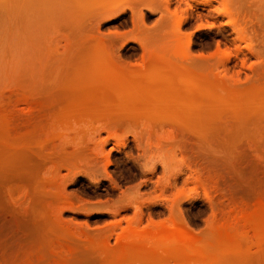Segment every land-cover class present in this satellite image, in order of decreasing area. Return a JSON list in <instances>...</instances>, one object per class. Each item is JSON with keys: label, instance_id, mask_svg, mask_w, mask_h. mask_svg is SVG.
I'll list each match as a JSON object with an SVG mask.
<instances>
[{"label": "rangeland", "instance_id": "rangeland-1", "mask_svg": "<svg viewBox=\"0 0 264 264\" xmlns=\"http://www.w3.org/2000/svg\"><path fill=\"white\" fill-rule=\"evenodd\" d=\"M30 1L15 8L16 15L0 10V64L15 58L0 67V108L10 109L7 143L17 149H8L10 163L0 175V224L12 229L6 238L0 236V245L12 243L0 246V264H133L123 258L129 248L160 254L157 248L164 247L154 237L172 235L175 225L198 239L202 250H210L226 215L240 209L252 214L264 206V114L250 126L218 122L206 138L171 117L163 123L147 118V130L146 118L138 120L139 115L124 118L111 112L90 120L82 110L88 108L85 100L96 98L95 77L89 78L95 89L86 80L80 87L74 70L84 63L76 60L99 54L101 46L111 54L112 66L128 74L153 57L169 55L178 68L210 75L221 90L237 91L244 106L238 113L246 115L250 94L264 92V0ZM27 100L39 103L37 110L31 111ZM25 145L29 150L21 148ZM249 229L247 238H253ZM178 245L193 249L190 240ZM254 248H249L252 264H263L264 254L253 258ZM208 249L188 264H208L213 253ZM238 256L222 257L226 264H240Z\"/></svg>", "mask_w": 264, "mask_h": 264}, {"label": "bare ground", "instance_id": "bare-ground-1", "mask_svg": "<svg viewBox=\"0 0 264 264\" xmlns=\"http://www.w3.org/2000/svg\"><path fill=\"white\" fill-rule=\"evenodd\" d=\"M27 1V0H26ZM25 0H0V3H2L0 6H3V8H1L0 10L2 11H5V13L7 12V14H15L16 15V12L14 13V10L15 8L18 10L17 7L20 6V4H23V7L25 5ZM29 1V0H28ZM32 1V0H31ZM30 1V2H31ZM35 1V0H33ZM37 1V0H36ZM39 1V0H38ZM59 1V0H58ZM57 1V2H58ZM24 2V3H22ZM29 2V3H30ZM60 2V1H59ZM28 3V2H27ZM34 2H31L30 4H32ZM43 3V2H42ZM51 3V2H50ZM53 3V2H52ZM4 4V5H3ZM37 4V3H36ZM33 6V5H31ZM40 6V5H39ZM44 6V5H43ZM7 7V8H6ZM35 7V6H34ZM117 7V6H116ZM106 8V7H105ZM114 8V7H113ZM22 9V6L21 8ZM19 11H23V10H20ZM42 9V8H41ZM51 9V8H50ZM58 9V7H57ZM119 9V8H118ZM8 10V11H7ZM55 10V9H54ZM105 10V9H103ZM109 11V10H108ZM108 11H105L106 13ZM9 12V13H8ZM40 12V11H39ZM52 12V11H51ZM61 12V11H60ZM112 12V10H111ZM103 13V12H101ZM114 12H112L113 14ZM1 14V13H0ZM23 14V13H21ZM49 14V13H48ZM104 14V13H103ZM102 14V15H103ZM110 14V12L108 13ZM107 14V15H108ZM19 15V14H18ZM105 15V14H104ZM8 16V15H7ZM12 17H15L14 15ZM37 17V16H36ZM14 20V19H13ZM41 20V19H40ZM3 21V20H2ZM10 21V20H8ZM10 23V22H9ZM12 23V22H11ZM3 24V23H2ZM12 25V24H11ZM13 26V25H12ZM1 27V26H0ZM9 28V27H8ZM3 30V28H2ZM15 31V30H14ZM18 31V30H17ZM11 32V31H9ZM19 33V32H18ZM5 34V32H4ZM9 34V33H8ZM14 35V34H13ZM5 36V35H4ZM8 37V35H7ZM2 38V37H0ZM20 40V39H17V41ZM4 41V40H3ZM1 43V42H0ZM9 43V41H8ZM16 45V44H15ZM3 46V45H2ZM5 46H8L5 45ZM99 47V45H98ZM102 47V46H101ZM99 48V50L97 52H100L99 54H95L94 56L93 55H90V56H93V57H90L89 58H85V55L83 56L84 59L82 58H79V60H76L79 62V65L82 64V62H84L80 67H79V70H76L78 69V67H76L75 65L76 64V61H75V64L73 65L72 63V66H75V69L74 67L72 69H74L75 71H77V79H76V82H78L79 80V86L81 87V85L84 86V84H89V86L96 82V87L91 86V87H94V89L97 91V94H98V97H97V94H96V100L95 99H87L85 100L87 104V109H86V105L83 104V108L84 110H82L83 112L82 113H85L87 112V115H85L86 118H89L94 116V115H97L100 116V115H107L109 114L108 117H110V115H112L113 113H115V117L116 115L119 117H124L126 116L127 118V115L128 117H130L129 115H139L141 116L140 119L138 120H141L142 117L143 118H148V119H156L159 121V119H162L160 120V122L162 121L163 122H167L168 119L165 121L164 117H171L170 118V121L174 120L175 123L177 122V124H183L184 126H189L191 127V130L194 132V133H197L199 135H202L204 136L205 134L207 133H211L212 130H217V128L214 129L215 126H217L216 124L218 122L221 123V121L225 122V124L227 123H234L239 125V126H250V124H254L255 123V119L257 120V116L260 114H264V92L261 91V92H258V93H254V94H250V96L247 98L249 100L245 101L242 99V101H245L247 102L245 105H247V107L245 106V109H244V112L247 111V114L245 115V113L242 115V111L240 112L241 114L238 113V111L240 110H243L242 108V105H241V102H240V98L237 99V94L238 93L236 91V93L234 92H229L226 90H221L220 88H222L216 81L212 80L209 78V76H207L208 78H205V77H202V76H199V75H196L194 74L191 70H188L187 68L189 67L187 63L185 66H186V69L187 70H183V69H180L178 68L176 65H174L173 63L176 62V60H174V58H171L173 59L174 61H171L170 59H168L169 55L165 56L163 55L162 57H153L149 60V62H146L147 64H145L146 66L144 68H142L141 70H131L128 74L127 71L129 70H122V68L120 69L119 67L117 66H112V62L111 60L113 59H110L111 54H110V57H109V53H107V51H105V48L102 47V48ZM6 48V47H5ZM4 48V49H5ZM104 48V49H103ZM13 50V49H12ZM96 51V50H95ZM109 52V50H108ZM2 54V52H0ZM0 54V55H1ZM4 54H7L4 52ZM87 54V53H86ZM92 54V53H91ZM83 55V54H82ZM160 55V53L158 54L157 53V56ZM3 56V54H2ZM7 56V55H6ZM9 56V55H8ZM13 55H11L12 57ZM67 56V55H66ZM4 57V56H3ZM77 57V56H76ZM2 58V57H1ZM7 58V57H6ZM65 58V57H64ZM15 59V58H14ZM14 59L11 60L14 62ZM66 59H70V58H66ZM64 61V66H65V62L67 63V61ZM76 59V58H75ZM95 59V60H94ZM181 59V58H180ZM187 59V58H186ZM63 60V59H61ZM73 60V57L71 58V61ZM94 60V61H92ZM147 60V59H145ZM178 60V59H177ZM183 60V58H182ZM181 60V61H182ZM188 60V59H187ZM3 61H7V60H3ZM7 62L8 64L9 63H13V62ZM69 62V60H68ZM81 62V63H80ZM114 62V61H113ZM184 62V60H183ZM188 62V61H187ZM63 63L60 62V64ZM70 63V62H69ZM74 63V61H73ZM179 63V62H178ZM186 63V62H185ZM5 63L3 64H0V67H2L3 69V66L5 68V66H7L6 64L4 65ZM116 64V63H115ZM2 65V66H1ZM12 65V64H10ZM70 64H66V66H68ZM78 65V66H79ZM9 66V65H8ZM63 66V65H62ZM46 67V66H45ZM121 67V66H120ZM182 67V66H181ZM191 67V66H190ZM189 67V68H190ZM12 68V67H10ZM10 68H6L7 70ZM68 68V67H67ZM66 68V69H67ZM193 67H191L192 69ZM1 69V68H0ZM62 69V68H61ZM63 69H65V67H63ZM62 69V70H63ZM5 70V69H4ZM3 70V71H4ZM2 71V70H1ZM11 71V70H10ZM72 71V70H71ZM69 71V72H71ZM134 71V72H133ZM136 71V72H135ZM194 71V69H193ZM5 72V71H4ZM52 72V71H51ZM78 72L80 73V75L78 74ZM125 72V73H124ZM43 73V71L41 72V74ZM72 73V72H71ZM10 74V73H8ZM46 74V73H45ZM6 75V74H5ZM76 74H74L75 76ZM2 74H0V78H1ZM53 76V75H52ZM6 77H8L6 75ZM82 77V79L84 80H80ZM91 77V78H90ZM92 77H95L96 78V81H95V78H93L94 82L91 83V81H89L90 79H92ZM41 78V76L39 77ZM43 78V77H42ZM39 79V80H42ZM76 78V77H75ZM74 78V79H75ZM86 78V79H85ZM90 78V79H89ZM4 79V78H3ZM6 80V79H5ZM8 80V79H7ZM86 80V83H84ZM3 81V80H2ZM0 80V82H2ZM75 82V81H74ZM7 83V82H5ZM73 83V81H72ZM82 83V84H81ZM91 83V84H90ZM4 84V83H2ZM76 85V83H75ZM261 85V84H260ZM0 86H3V85H0ZM64 86V84H63ZM68 86V85H67ZM82 86V87H83ZM62 87V86H61ZM66 87V86H65ZM70 87V86H69ZM73 87V86H72ZM79 87V88H80ZM85 87V86H84ZM88 87V85L86 86V88ZM51 88V87H50ZM74 88V87H73ZM1 89H3L1 87ZM82 89V88H81ZM79 89V90H81ZM85 89V88H84ZM93 89V88H91ZM93 89V91H94ZM4 90V89H3ZM50 90V89H49ZM78 90V89H77ZM87 90V89H86ZM90 90V87L89 89ZM223 92H226L224 94L221 93ZM243 90V89H242ZM253 90V89H252ZM84 91V90H83ZM91 91V90H90ZM5 92V91H4ZM244 92V91H243ZM51 93V91H49V94ZM82 93V92H81ZM246 93V92H244ZM243 93V94H244ZM253 93V92H251ZM52 94V93H51ZM91 94V93H89ZM83 95V94H82ZM85 95V94H84ZM88 95V94H87ZM92 95H94V93H92ZM91 95V96H92ZM249 95V94H248ZM2 96V95H1ZM5 96V95H4ZM53 96V95H52ZM243 96V95H242ZM240 96V97H242ZM8 97V96H7ZM81 97V96H80ZM84 97V96H83ZM82 97V99H83ZM94 97V96H92ZM245 97V95H244ZM3 97H0V99H2ZM5 98V97H4ZM71 98V97H70ZM74 98V97H73ZM7 99V98H6ZM25 99V98H24ZM28 99V98H26ZM48 99V98H47ZM50 99H53L50 97ZM240 99V100H239ZM77 100V99H76ZM93 100V101H92ZM239 100V101H238ZM2 101V100H1ZM5 101V100H4ZM6 101H9L8 99ZM28 101V100H27ZM25 101V104L28 105L27 107L32 108L30 109L31 111L32 110H37L36 106L38 107L37 103L36 102V106H35V102H33L32 100L31 101ZM50 102V100H48ZM84 101V99H83ZM82 101V102H83ZM3 102V101H2ZM69 102V101H68ZM9 103V102H8ZM46 103V102H44ZM70 103V102H69ZM67 104V105H70L72 103H75V102H71L70 104ZM2 105V103L0 104ZM4 105V104H3ZM8 105V104H7ZM42 106V104H40ZM47 105H50L47 103ZM73 105V104H72ZM82 105V104H81ZM71 106V105H70ZM6 107V106H5ZM3 108L1 107L0 108V150H1V153H0V175L2 172H4L3 170H5V166L8 163H10L8 160H7V152H8V149H11V151L13 150V152H15L17 149L14 150V148L12 149L11 147L8 148V143H11V142H8V140L10 138H12L10 136V126H11V121L13 119L12 115H11V112H9V110L6 108ZM35 107V108H34ZM44 107H45V104H44ZM9 108V106H8ZM40 108V107H39ZM43 108V106H42ZM77 108V107H76ZM81 108V107H80ZM159 108L162 109V112L161 110L159 111ZM78 109V108H77ZM164 109V110H163ZM240 109V110H239ZM247 109V110H246ZM39 110V109H38ZM41 110V108H40ZM73 110V109H72ZM85 111V112H84ZM159 111V112H158ZM80 112V110H79ZM112 112V114H111ZM13 114V113H12ZM80 114V113H79ZM66 116V115H65ZM73 116V115H72ZM114 116V114L112 115ZM49 117V116H48ZM107 117V118H108ZM117 117V118H118ZM120 117V118H121ZM163 117V118H162ZM261 117V116H260ZM46 118V117H45ZM44 118V119H45ZM84 118V117H83ZM82 118V119H83ZM84 118V120L86 119ZM103 117L101 116V119ZM105 119H107L106 117H104ZM112 118V117H111ZM119 118V119H120ZM125 118V117H124ZM133 118V117H132ZM139 118V117H138ZM263 118V117H262ZM49 119V118H48ZM47 119V120H48ZM53 119V118H52ZM79 119V118H78ZM81 119V121H82ZM146 119L144 120L146 124V122H148V119L146 121ZM164 119V120H163ZM65 120V119H64ZM91 120V119H90ZM95 120V119H94ZM113 120V119H112ZM141 120V121H143ZM152 120V121H153ZM45 121V120H44ZM53 121V120H52ZM51 121V123H52ZM100 121V120H99ZM115 121V120H114ZM118 121V119H117ZM121 121V120H120ZM123 121V120H122ZM141 121H136L137 123H141ZM143 121V122H144ZM157 122V124H159ZM49 122V121H48ZM116 122V121H115ZM150 122V121H149ZM50 123V124H51ZM84 123V122H83ZM81 123V124H83ZM160 123V125L162 124ZM258 123V122H257ZM52 125V124H51ZM85 125H86V121H85ZM143 125V124H142ZM147 125H145V128L147 130ZM152 125V124H151ZM150 123H149V126L151 127ZM164 125V124H163ZM228 125V124H227ZM154 127L156 126V124L153 125ZM174 126V125H173ZM176 126V125H175ZM180 126V125H179ZM224 126V125H223ZM229 126V125H228ZM31 127V126H30ZM149 127V128H150ZM182 127V126H181ZM50 128V127H49ZM236 128V127H235ZM244 128L246 129V127H243L242 128V131L244 130ZM262 128V127H260ZM12 129V128H11ZM40 129V128H39ZM46 129H48L46 127ZM219 129V128H218ZM223 129V128H221ZM226 129V127H225ZM224 129V130H225ZM230 130V128H228ZM228 129L225 130L228 132ZM238 129V128H237ZM241 128H239L238 130H240ZM251 129V127H250ZM32 130V128H31ZM41 130V129H40ZM39 130V131H40ZM145 130V129H144ZM190 130V129H189ZM215 130V131H216ZM233 130V129H232ZM248 130V128H247ZM256 130V129H255ZM211 131V132H210ZM222 131V130H221ZM220 131V132H221ZM246 131V130H244ZM259 131V130H258ZM13 132V131H12ZM30 132V131H29ZM226 132V133H227ZM239 132V131H238ZM237 132V133H238ZM241 132V130H240ZM33 133L36 134L35 132V128H34V131ZM223 134L225 132H222ZM230 132H228V136L231 135L229 134ZM234 133V132H233ZM248 133V132H247ZM32 134V133H30ZM38 134V133H37ZM40 134V133H39ZM38 134V135H39ZM43 134V133H41ZM45 134V133H44ZM213 134V133H212ZM242 134V133H241ZM262 134H264L262 132ZM221 135V134H220ZM234 135V134H233ZM17 136V134H16ZM15 136V137H16ZM26 136V135H25ZM27 136H28V133H27ZM26 136V137H27ZM37 136V135H36ZM43 136V135H42ZM41 136V137H42ZM218 136V135H217ZM226 136V135H224ZM231 137V136H229ZM240 136V135H239ZM244 136V135H243ZM242 136V137H243ZM10 137V138H9ZM29 137V136H28ZM35 137V136H34ZM38 137V136H37ZM46 137V136H44ZM201 137V136H200ZM205 137V136H204ZM235 137V135H234ZM253 137V136H252ZM47 138V137H46ZM206 138V137H205ZM223 138V137H222ZM16 139V138H15ZM26 139V138H25ZM38 139V138H37ZM40 136H39V140H40ZM22 140V139H21ZM211 140V139H210ZM215 140V139H214ZM10 141V140H9ZM38 141V140H37ZM8 142V143H7ZM25 142V141H24ZM29 142V141H28ZM34 142V141H33ZM221 142V141H220ZM32 143V142H31ZM38 143V142H37ZM40 143V142H39ZM38 143V144H39ZM13 144V143H12ZM18 144H21V143H18ZM17 144V145H18ZM26 144V143H25ZM224 144V143H223ZM229 144V143H228ZM23 145V144H22ZM28 145V143H27ZM21 146V145H19ZM18 146V147H19ZM38 146V145H37ZM40 146V145H39ZM14 147V146H13ZM24 147H27L26 145L25 146H22L21 148L25 149ZM30 147V146H29ZM29 147H27L26 149H28ZM15 148L16 147V144H15ZM20 148V147H19ZM29 150V149H28ZM229 150V149H228ZM19 151V150H18ZM27 151V150H26ZM30 151H28L29 153ZM143 152V151H142ZM227 152V150H226ZM17 153V152H16ZM10 154V153H9ZM12 154V153H11ZM15 154V153H14ZM145 154V153H144ZM11 157V156H10ZM12 160V159H11ZM10 160V161H11ZM11 165V164H10ZM9 167L11 168L12 166ZM55 166V164H54ZM3 175V173H2ZM1 175V177H3ZM1 185V184H0ZM2 188V187H1ZM10 190V189H9ZM4 191V190H3ZM7 191V190H6ZM8 192V191H7ZM1 194V193H0ZM8 195V194H7ZM6 202V201H5ZM5 204V203H4ZM7 205V204H6ZM242 208V207H241ZM235 210L237 209H240L237 207L234 208ZM246 209V208H245ZM2 210V209H1ZM244 210V209H243ZM248 210V209H247ZM250 210V209H249ZM8 211V210H7ZM234 211V210H232ZM230 211V212H232ZM246 210L242 211L241 209L237 212H232L234 213V215L232 216H227L226 215V218L230 219V220H226V218L223 222L222 220V224L220 223V226H217L219 228H217L218 230V235H219V239L215 242H212L213 244L216 243L215 245L211 246L213 248H211L210 250H212L213 253H211V255L209 256L208 258V264H226V262H224L223 260V254H226L227 256H230V255H236V254H239V256L237 257V259L240 261V264H247L248 261L249 263L252 264L251 260L253 259H250V254L252 252H250L249 249L250 246L254 245L256 249L258 250V253L257 252H253L255 256H253V258L255 257L256 258V254H264V246L262 247L261 245L263 244L264 245V206L263 205H259L257 206V208L255 209V211L251 214H247L245 212ZM251 211V210H250ZM2 212V211H1ZM6 212V211H5ZM9 212V211H8ZM3 213V212H2ZM1 213V215H2ZM7 214V213H6ZM0 215V217H1ZM229 215V213H228ZM230 217V218H229ZM235 218L237 221L240 219L241 221H239V223H237V221L233 219L234 222H231L232 219L231 218ZM243 223V227H246L247 225L249 226V228H251L252 230V234H253V238L250 237V238H247L249 234H251L250 232V229L248 228V226L246 228L243 229L241 225V223ZM7 223V222H6ZM245 225V226H244ZM10 227V225H9ZM3 224H0V236H5L6 238V233L8 231V229H11V227L9 228ZM13 227V226H12ZM175 229H174V232L172 235L170 234H167L165 232H162L159 234V236H154V239H156L157 241H161V245H163V250H159L157 248V250L159 251L160 254H150V253H147V252H144V251H136L135 249H132V248H129V250H127V252H125L123 258H126L127 260H129L130 262L133 261V264L136 262L134 260H139V259H145L147 262H149L150 264H172L173 262H175L176 264H185L188 262L191 263V261L193 260V258H195L196 256L200 255L202 252V248L204 246H201L202 244L200 243V241L197 239V240H194L193 237L191 238V236L189 235L188 232H186L183 227L181 226H174ZM16 229V228H15ZM248 229V232H250L248 235L247 234V230ZM12 230V229H11ZM215 230V233L216 231ZM246 230V231H245ZM6 234V235H5ZM9 236V235H8ZM7 236V237H8ZM140 236V235H139ZM217 236V235H216ZM250 236V235H249ZM145 237V236H144ZM143 237V238H144ZM147 237V236H146ZM146 237L144 239H146ZM149 237H152V235H150ZM159 237V239H158ZM136 238V237H135ZM153 238V237H152ZM132 239V238H131ZM151 239V238H150ZM2 240V239H1ZM133 240V239H132ZM143 240V239H142ZM186 240H190L192 242V245H193V249L192 250H189V249H182L178 244L179 242H182V241H186ZM3 241V240H2ZM141 241V240H140ZM145 241V240H144ZM147 241V240H146ZM145 241V242H146ZM159 241V242H160ZM4 242V241H3ZM8 242V241H7ZM22 242V241H21ZM136 242V241H135ZM137 242H138V239H137ZM151 243L149 245H151L153 242L150 241ZM173 242H176L175 245L174 244V247H172L173 245ZM2 244V242H0ZM6 243V241L4 242ZM3 245L6 247V244L9 245L8 243L4 244ZM14 243V242H13ZM140 243V242H139ZM200 243V244H199ZM3 245H0L1 247ZM12 243L9 245L11 246ZM132 245V244H131ZM145 245V244H144ZM148 245V244H147ZM145 245V246H147ZM154 245V244H153ZM152 245V246H153ZM172 245V246H171ZM210 245V244H209ZM15 246V245H14ZM170 246V247H169ZM19 247V246H18ZM150 247V246H149ZM154 247V246H153ZM152 247V248H153ZM202 247V248H201ZM3 248V247H2ZM12 248V247H11ZM9 248V249H11ZM14 249L16 247H13ZM134 248V247H133ZM155 250H156V246L154 247ZM206 248V247H205ZM210 248V246H209ZM252 248V247H251ZM8 249V248H7ZM6 249V250H7ZM25 249V248H23ZM208 249V247H207ZM205 249V250H207ZM2 250V249H1ZM6 250H2V251H5ZM13 250V249H11ZM186 250V251H185ZM189 250V252H187ZM204 250V249H203ZM202 250V251H203ZM204 250V251H205ZM209 250V249H208ZM209 250V251H210ZM14 251V250H13ZM146 251V250H145ZM157 251V252H158ZM207 251V252H209ZM252 251V250H251ZM254 251V250H253ZM9 252V251H8ZM205 252V253H207ZM3 253V252H2ZM24 254V253H23ZM204 254V253H203ZM210 254V253H209ZM229 254V255H228ZM20 255V253H19ZM18 256V255H17ZM241 256V257H240ZM260 256V255H259ZM262 256V255H261ZM9 257V256H7ZM263 258L260 259L263 261L261 263L264 264V256H262ZM226 258V257H225ZM224 258V259H225ZM229 258H232V257H229ZM258 258V256H257ZM228 259V258H227ZM13 260V259H12ZM21 260V259H20ZM125 260V259H124ZM233 260H236V258H234ZM255 260V259H254ZM260 260V261H261ZM4 261V259H3ZM18 261V260H17ZM229 261V260H228ZM1 262V261H0ZM230 262V261H229ZM237 262V261H235ZM259 262V261H258ZM16 263V262H15ZM137 263V262H136ZM140 263V261H139ZM138 263V264H139ZM228 263V262H227ZM239 263V262H238ZM146 264V263H145ZM148 264V263H147Z\"/></svg>", "mask_w": 264, "mask_h": 264}]
</instances>
